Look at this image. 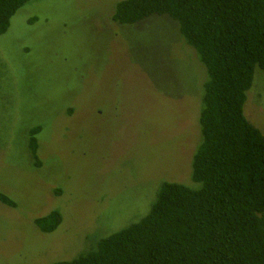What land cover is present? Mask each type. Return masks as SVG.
Listing matches in <instances>:
<instances>
[{"label":"rangeland","instance_id":"1","mask_svg":"<svg viewBox=\"0 0 264 264\" xmlns=\"http://www.w3.org/2000/svg\"><path fill=\"white\" fill-rule=\"evenodd\" d=\"M119 1L35 0L0 36V191L17 204L0 202V264L73 260L145 217L159 180L187 179L205 75L170 19L111 22ZM244 112L264 134L259 68ZM35 125L44 167L17 140Z\"/></svg>","mask_w":264,"mask_h":264},{"label":"trees","instance_id":"2","mask_svg":"<svg viewBox=\"0 0 264 264\" xmlns=\"http://www.w3.org/2000/svg\"><path fill=\"white\" fill-rule=\"evenodd\" d=\"M33 1L0 0V36ZM161 17L174 22L179 49L205 75L198 80L200 139L187 179L159 180L145 217L96 241L88 253L53 264H264V134L244 112L255 70L264 71V0H121L110 19L133 27ZM42 126L17 137L20 145L28 139L37 167H44ZM2 192L0 202L15 209ZM35 224L54 233L62 215L53 210Z\"/></svg>","mask_w":264,"mask_h":264}]
</instances>
